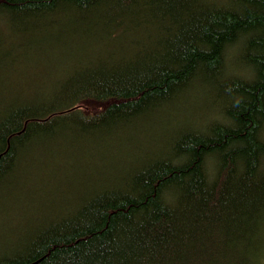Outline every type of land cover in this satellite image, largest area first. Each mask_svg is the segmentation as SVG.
<instances>
[{
	"label": "trees",
	"instance_id": "16d2710c",
	"mask_svg": "<svg viewBox=\"0 0 264 264\" xmlns=\"http://www.w3.org/2000/svg\"><path fill=\"white\" fill-rule=\"evenodd\" d=\"M44 65L0 95V197L62 173L64 141L136 157L72 154L82 194L0 264H264V0H0V83ZM147 119L162 136L131 142Z\"/></svg>",
	"mask_w": 264,
	"mask_h": 264
},
{
	"label": "rangeland",
	"instance_id": "374dc122",
	"mask_svg": "<svg viewBox=\"0 0 264 264\" xmlns=\"http://www.w3.org/2000/svg\"><path fill=\"white\" fill-rule=\"evenodd\" d=\"M6 20L10 22V18L6 17ZM58 28L64 30V28H69L67 23L63 28L58 26ZM40 28H37L38 30ZM9 30L15 31L11 26ZM21 41L19 45H16L19 50L21 56H28L32 52L40 53L43 49H38L44 45L39 42H34L32 37L20 36ZM37 40V39H36ZM35 40V41H36ZM72 44L65 46L70 48ZM27 53V54H26ZM32 55V54H31ZM32 57L35 59L36 56ZM39 57L44 58L45 56L39 55ZM44 71L41 74H37L36 79H24L22 75H16L13 78V83L15 84L14 88H10V85L5 78L0 83V95L4 92L8 94H13L11 90H32L38 86L39 81L41 80L44 74H48L49 76L55 71L53 67L50 65H44L42 67ZM25 81V83H22ZM196 109H190V111H195ZM172 115H175L177 119H181L185 116V113L179 112H171ZM171 116V115H168ZM164 116V117H168ZM173 117V116H171ZM196 117H194L195 119ZM187 119L185 116L182 120ZM172 122V119L166 126H169ZM152 126L150 119H147L141 124L140 131L134 132V136L131 140L134 142H138L141 140V137L146 140V138L152 140L162 136L164 127H156L149 128ZM145 133V134H144ZM130 142V143H131ZM54 146L49 147L48 149L53 150ZM86 148H92L89 155L91 154L92 160L96 159H105L108 156L116 157L119 155H123L126 158H135V154H130L131 145H91V147L86 146L84 143H68L67 141L62 142L58 146V151L55 153H61L62 156L60 159L68 160V162L62 166H60V171L62 173L49 172L53 178L45 181L42 179H37L36 175L34 177L30 176L32 172L31 167H24L20 173V177H17L14 180L12 186L14 190L24 188V192L21 194H16L14 191L5 193L0 197V225L3 224L5 226H11V229H6L3 231L0 236V242L4 240H14L21 232L22 229L27 227L30 223H37L40 218H45L46 216L52 215L59 211L62 206L70 204L69 202L72 200H76L77 196L82 194L83 182L86 177L84 176V170L87 169L85 164L77 167L73 161L78 160L72 156V154L78 153ZM107 153V154H106ZM60 154V155H61ZM88 159V156H87ZM27 160L31 161V157ZM71 164V166H70ZM25 172V173H24Z\"/></svg>",
	"mask_w": 264,
	"mask_h": 264
}]
</instances>
